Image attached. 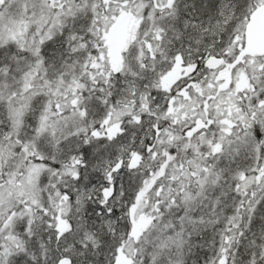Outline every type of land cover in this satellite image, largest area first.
<instances>
[{"label": "snow or ice", "instance_id": "6c2138e0", "mask_svg": "<svg viewBox=\"0 0 264 264\" xmlns=\"http://www.w3.org/2000/svg\"><path fill=\"white\" fill-rule=\"evenodd\" d=\"M0 264H264V0H0Z\"/></svg>", "mask_w": 264, "mask_h": 264}]
</instances>
